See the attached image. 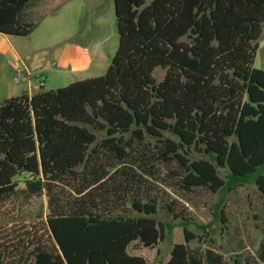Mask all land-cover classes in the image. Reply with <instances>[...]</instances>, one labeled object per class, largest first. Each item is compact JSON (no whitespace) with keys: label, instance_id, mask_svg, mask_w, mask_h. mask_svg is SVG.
Masks as SVG:
<instances>
[{"label":"trees","instance_id":"1","mask_svg":"<svg viewBox=\"0 0 264 264\" xmlns=\"http://www.w3.org/2000/svg\"><path fill=\"white\" fill-rule=\"evenodd\" d=\"M29 2L0 0L1 34H31L33 23L21 21ZM114 3L119 44L104 75L0 102V199L23 174L29 197L51 193L52 183L76 180L80 171L90 177L80 178L75 200L51 196L45 218L0 225V264H147L129 247L155 248L167 224L157 218L155 199L133 197L135 216L114 201L101 208L88 201L112 177L94 166L97 132L105 131L100 146L120 162L131 141L158 140V159L176 165L184 192L216 194L253 181L264 196V70L254 67L264 0ZM195 152L204 157L192 159ZM219 169H227L229 182ZM177 203L166 209L182 219L185 242L173 246L167 264H226L213 248L191 249L195 236ZM258 253L264 264V242Z\"/></svg>","mask_w":264,"mask_h":264},{"label":"rangeland","instance_id":"2","mask_svg":"<svg viewBox=\"0 0 264 264\" xmlns=\"http://www.w3.org/2000/svg\"><path fill=\"white\" fill-rule=\"evenodd\" d=\"M44 11L53 21H42L37 27V37L41 39V33L47 34L49 45L42 47L48 51L50 65L41 74L37 72L36 84L44 78L43 90L49 91L78 80L104 75L119 44L114 0H30L24 14L37 21ZM73 46L78 48L76 59L55 66L57 53ZM85 54L95 56L89 64L84 63ZM254 67L264 70V27ZM164 74L165 71L159 68L154 76L161 81ZM105 137V131L97 132L98 152L94 166L101 164L112 177L102 188L103 191H94L88 201L93 199L100 208L106 200L114 201L125 213L135 216L131 208L133 197L144 202L155 199L159 210L157 218L167 224L165 238L155 248H146L135 242L129 247L130 254L142 256L147 264H167L173 246L185 242L182 219H174L166 209L167 204L176 200V212L186 208L189 219L186 229L195 236L190 243L191 249L204 252L213 248L224 256L226 264H236L235 261L238 264H263L258 252L264 242V196L253 181L241 183V186L231 184L216 194L201 188L184 192L178 187V177L172 173L176 172V165L165 164L158 159V140L145 137L144 142L131 141L128 155L120 162L101 148L100 143ZM129 137L125 135L126 139ZM203 157L196 152L192 155V159ZM219 171L224 181L229 182L227 169ZM79 175V180L65 177L52 183L53 191L40 197H29L25 191L27 175L17 177L15 192L0 199V225L45 218L49 213L51 196L62 204L77 199V188L82 182L80 178H88L89 172L80 171ZM109 210L114 215L124 213L114 208Z\"/></svg>","mask_w":264,"mask_h":264},{"label":"crops","instance_id":"3","mask_svg":"<svg viewBox=\"0 0 264 264\" xmlns=\"http://www.w3.org/2000/svg\"><path fill=\"white\" fill-rule=\"evenodd\" d=\"M24 13L21 15V21L31 22L34 25L29 36L18 37L0 33V102L23 94L31 97L38 92L45 91L43 90L45 80L40 82L39 79V84H36L34 80H38L37 72L41 74L50 65L47 60L48 51L42 47L46 44L49 45V42L47 34L44 32L41 33L43 39L42 36L41 39L37 37L39 34L37 27L42 21L51 23L53 18L44 11L41 17L35 21L31 19V15ZM67 48L57 53L55 66L65 65L68 61L73 62L76 59L77 46H73L71 49ZM39 50L40 53H38ZM92 57L95 56L85 54L84 63L89 64Z\"/></svg>","mask_w":264,"mask_h":264},{"label":"built area","instance_id":"4","mask_svg":"<svg viewBox=\"0 0 264 264\" xmlns=\"http://www.w3.org/2000/svg\"><path fill=\"white\" fill-rule=\"evenodd\" d=\"M44 80H45L44 78H41V79H40V82H44Z\"/></svg>","mask_w":264,"mask_h":264},{"label":"water","instance_id":"5","mask_svg":"<svg viewBox=\"0 0 264 264\" xmlns=\"http://www.w3.org/2000/svg\"><path fill=\"white\" fill-rule=\"evenodd\" d=\"M115 4V3H114Z\"/></svg>","mask_w":264,"mask_h":264}]
</instances>
